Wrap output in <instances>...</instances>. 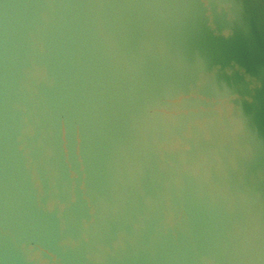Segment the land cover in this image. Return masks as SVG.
<instances>
[{
	"label": "water",
	"instance_id": "95a60500",
	"mask_svg": "<svg viewBox=\"0 0 264 264\" xmlns=\"http://www.w3.org/2000/svg\"><path fill=\"white\" fill-rule=\"evenodd\" d=\"M0 264H264V0H0Z\"/></svg>",
	"mask_w": 264,
	"mask_h": 264
}]
</instances>
